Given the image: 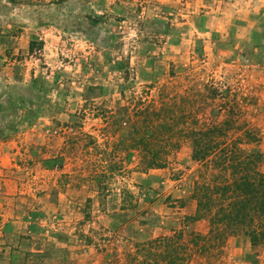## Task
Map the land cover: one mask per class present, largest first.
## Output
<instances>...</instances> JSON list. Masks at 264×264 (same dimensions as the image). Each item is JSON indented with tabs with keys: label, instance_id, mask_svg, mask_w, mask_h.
<instances>
[{
	"label": "rangeland",
	"instance_id": "rangeland-1",
	"mask_svg": "<svg viewBox=\"0 0 264 264\" xmlns=\"http://www.w3.org/2000/svg\"><path fill=\"white\" fill-rule=\"evenodd\" d=\"M227 13V0H0L2 178L17 185L6 196L1 184L0 211L21 226L5 264H97L91 249L78 252L70 242L93 250L182 227L194 204L189 149L165 171H141L118 149L128 129L112 120L122 107L185 96L188 112L221 121L235 101L264 155V38L239 40ZM123 190L133 198L130 220L108 218L97 194L114 207ZM241 245V262H264V249ZM235 247L192 264H234Z\"/></svg>",
	"mask_w": 264,
	"mask_h": 264
},
{
	"label": "trees",
	"instance_id": "trees-1",
	"mask_svg": "<svg viewBox=\"0 0 264 264\" xmlns=\"http://www.w3.org/2000/svg\"><path fill=\"white\" fill-rule=\"evenodd\" d=\"M189 103L177 95L148 104L140 100L113 115L118 130L128 129L118 149L133 155L141 171L167 168L182 147L189 149L196 166L189 196L194 212L182 216V227L170 234L134 242L123 237L125 264H192L201 257L208 262L210 253L237 237L247 239L252 248L264 249V155L257 147L256 129L239 120L235 101L228 108L233 115L221 121L208 120L206 115L200 120L186 109ZM121 194L120 209L133 210V198L125 190ZM197 222L207 226L204 233L194 230Z\"/></svg>",
	"mask_w": 264,
	"mask_h": 264
},
{
	"label": "crops",
	"instance_id": "crops-1",
	"mask_svg": "<svg viewBox=\"0 0 264 264\" xmlns=\"http://www.w3.org/2000/svg\"><path fill=\"white\" fill-rule=\"evenodd\" d=\"M234 2V3H233ZM227 7H229V13H227V29L228 28H237L238 37L239 40H245V41H252V40H261L264 38V0H227ZM259 20L258 25L253 20ZM241 22H240V21ZM260 26V27H259ZM256 27V28H255ZM255 31L258 32L255 34ZM6 144L0 142V186L2 184L3 191L6 196H12L15 194L17 185L16 181H14L12 178L8 177L6 174L2 178V171L7 167V161H8V152L6 149ZM3 168V169H2ZM162 171L167 170L161 169ZM190 195V194H189ZM101 201H98V206L102 208V213H105V211L108 213V218H119V215H128L127 219L131 218L130 213L131 210L125 209L121 210V199L118 195H116V203L113 205L114 207H109L104 201L105 196H101V193H98L96 196ZM115 197V196H114ZM91 198H94L92 196ZM109 198V197H108ZM193 203V202H192ZM81 205H79L80 207ZM98 208V209H99ZM194 204H193V210L189 214H182L184 216L191 215L194 212ZM1 209V206H0ZM181 210V209H180ZM99 213L100 211L97 210ZM1 212V227L2 231L0 232V264H5L8 262V250L11 248L18 247V241L21 236V226L19 225V222L17 221V217L13 218L8 217V213L5 209H3ZM7 213V215H6ZM130 220V219H129ZM129 224L130 221H125ZM205 224L204 222H197L194 224L193 228L195 231L203 232L201 229H198L199 225ZM127 227L130 226L126 224ZM201 227V226H200ZM171 231V230H170ZM131 237V236H130ZM130 237H125L126 239H132ZM124 241V243H122ZM245 241L248 246H250V243L245 238H231L227 241V248L229 246H236L238 248L237 254H235V260L237 261V264H246L243 261L242 258L245 256L246 250L244 246L241 245V242ZM240 243V245H239ZM98 244V243H97ZM118 244H121V248L118 246ZM70 245L78 249V252H81L82 250H90L92 251L93 256V262H96L97 264H125L124 256L122 255L121 250L126 246V240L123 238L119 239V241H112L108 246H105V248H100L102 246L94 244L95 249L92 250L90 246H85L79 244L76 240L71 241ZM244 247V248H243ZM70 258L68 260H73V257H76L74 254H69ZM264 256V255H263ZM82 257V256H77ZM256 258L260 259L262 257L256 256ZM234 260V259H233ZM235 260L233 261L234 264H236ZM3 261V262H2ZM259 264H264V262L260 261Z\"/></svg>",
	"mask_w": 264,
	"mask_h": 264
}]
</instances>
